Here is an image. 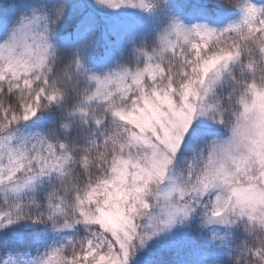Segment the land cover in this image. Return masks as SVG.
I'll return each mask as SVG.
<instances>
[{
	"label": "snow or ice",
	"instance_id": "obj_1",
	"mask_svg": "<svg viewBox=\"0 0 264 264\" xmlns=\"http://www.w3.org/2000/svg\"><path fill=\"white\" fill-rule=\"evenodd\" d=\"M0 264H264V0H0Z\"/></svg>",
	"mask_w": 264,
	"mask_h": 264
}]
</instances>
